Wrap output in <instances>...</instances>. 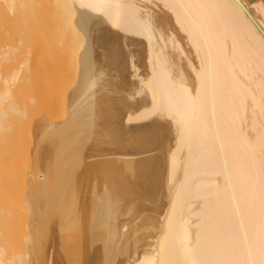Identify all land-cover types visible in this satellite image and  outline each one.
Wrapping results in <instances>:
<instances>
[{
  "label": "bare ground",
  "instance_id": "1",
  "mask_svg": "<svg viewBox=\"0 0 264 264\" xmlns=\"http://www.w3.org/2000/svg\"><path fill=\"white\" fill-rule=\"evenodd\" d=\"M2 1L14 18L37 4ZM41 2L44 114L23 177L39 202L30 242L14 258L0 245V264H264V0ZM2 74L0 110L11 98L21 120L30 107ZM69 204L90 216L89 255Z\"/></svg>",
  "mask_w": 264,
  "mask_h": 264
},
{
  "label": "rangeland",
  "instance_id": "2",
  "mask_svg": "<svg viewBox=\"0 0 264 264\" xmlns=\"http://www.w3.org/2000/svg\"><path fill=\"white\" fill-rule=\"evenodd\" d=\"M41 1H43V0H41ZM41 1L40 0H38V1L33 0L32 3H34V5H35V2H37V4H38V5L37 4L35 5V7H36L35 10L31 11L30 13L24 11L23 15H18L17 17L14 18L13 14L9 15L11 12H10V10L6 9L8 7L6 6L5 1L3 2L2 0H0V44H1L0 46H2L0 48V50L2 52V53L0 52L1 53L0 55L1 56L3 55L2 56L3 58L0 57V59H1L0 60V63H1L0 72L3 73L2 74L3 77L5 76L4 78L1 76V78H3V80L5 81V78L9 77L10 72L13 69H20L19 77H18V79L16 81L10 82V83H7L6 81L5 82L7 84H10V85L12 84V92L15 91L13 94H15V95L18 94V96L17 95L16 96L21 98V99L18 98L19 99L18 100V106H20V107L17 106L16 109L20 108L21 110H23L25 112L30 107L29 108L30 115L27 114V112H26L25 115L27 117L23 116L22 119H21L22 121H21V120H19L20 118H16L17 115L15 116L14 107L11 108V106H13L12 104H15L13 102L14 101L13 99H11V98L7 99L8 101L7 100L5 101L4 107L1 104V106H2V108H3L5 113L4 112L0 113V114H4V116L2 115L3 117L2 116L0 117L1 119H3L2 120V124H3L2 127H4L2 129L0 128V227H1L2 233H3L2 236L0 235V237H1L0 238V245L6 248V250H7L6 251V255L8 257L12 256L13 258H14V256H17L16 250H18V251L23 250V248H24L23 246H26V243L30 242L29 239H28L29 241L28 240L25 241V239L27 238V235L26 236H22L23 234H25L24 231H27L26 233H28V236L30 234L29 233L30 229L26 230V228H25V230H24V226L25 227L30 226L32 209L34 208L33 205L34 206L38 205V202H39L38 200L35 201L33 199V197H30L31 194L29 192V186H27V184H25V181H24L23 177L25 176L26 178H30L29 174L32 173L31 172L32 170H30V168L32 169V168L36 167L35 151L33 152V150H35L36 147L39 146L40 141H39V137H37V135L34 133L35 129L33 127H34V125H36V122L41 119L42 114H44V110L42 109L43 107H41L40 101H39V99H37L38 97H40L43 94V76H44V71H45V66L44 65L46 63L45 62V58H47L46 57V51L47 50L45 48L46 47L45 46V42H43V31H40V30H42V28H41V24L42 23L41 22L43 21V17L40 20L39 16H41V15H39V14H40L41 9H44L43 8L44 5L42 6V8L40 6L41 3H42ZM38 2H41V3L39 4ZM2 9H3V11H2ZM8 11L10 13H8ZM37 12H38V15H37ZM31 13H32V15H34V17L32 15H30ZM8 16H9V18H8ZM37 16L39 18H36ZM42 16H43V14H42ZM39 20L41 22H39ZM32 21H34V23ZM27 22H28V24H27ZM37 22H39L38 23L39 26H38ZM29 23H30V25H29ZM33 25H35V26H33ZM32 26L34 27L33 29H35V30L32 29ZM36 27H39V28L36 29ZM2 28L4 30H2ZM28 33H30V34H28ZM36 33H37V35H36ZM5 34H7V35L5 36ZM18 40H20L19 42H21V43H19ZM16 43H18V44H16ZM19 44H20V46H19ZM61 45L62 44H59L60 49L63 47V46L61 47ZM56 46H57V44H56ZM56 46H52L51 49L53 50L54 48H57ZM16 47H17V49H15ZM58 50L59 49H57L55 51H51V52H53V55H56V53H57L56 51H58ZM7 53H8V55H7ZM62 54L63 53L61 52L60 56ZM4 56H5V58H4ZM6 56H7L9 61L7 60ZM52 57L53 56H51L50 58H52ZM53 58H58V57L55 56ZM59 58L63 59L62 57H59ZM2 59H3V61H2ZM6 60L8 62H6ZM65 60H64V62H65ZM52 61L54 63L57 60L53 59ZM61 62H59V65L61 64ZM28 64H30V65H28ZM18 67H20V68H18ZM71 76H74V75L72 74ZM72 78L74 79V77H72ZM73 79L70 78V80H69L70 82H72L71 84H73ZM5 82H2V79H1V84L2 85H5L4 84ZM68 84H70V83H68ZM71 84L70 85H66V86L67 87L68 86H70V87L73 86ZM30 86L33 87V90L32 89L30 90ZM31 95L35 98V101L34 100L33 101L29 100V96H31ZM29 101H31L32 103L31 102L29 103ZM58 103L59 104H56L57 106L53 109V111L55 112L54 114L57 115V116L55 115L56 117L62 118L66 114V111H65L66 109H65V106H64L62 101L61 102L59 101ZM41 109L43 110V112H41L42 111ZM1 110H0V112H1ZM54 114H52L53 117H54ZM0 122H1V120H0ZM28 122H29V124H28ZM0 126H1V123H0ZM18 126H19V128H18ZM7 127H8V129H7ZM10 127H11V130H12V128H14V129L12 131H10L9 130ZM15 128H16V130H15ZM18 131H19V135H17ZM32 133H34V134H32ZM42 150H43V148H42ZM31 152H33L32 154H33L34 157L32 156ZM42 154H43V152H42ZM33 159H34V161H33ZM91 159H93V158H91ZM32 163H33V165H35L34 167L32 166ZM29 172H31V173H29ZM33 172L35 173L36 169H34ZM40 172L42 173L41 168L39 169L38 173H40ZM80 175H79L80 177L77 176L78 179L79 178L81 179V177L83 175H84L83 178L86 179L84 173L83 174L80 173ZM77 177H75V179ZM78 179H76L77 183H78ZM80 181H83V182L86 181L87 182L88 179L80 180ZM88 182H87V185L89 184ZM77 185H78L77 188H79L80 186H83V185H86V184L82 185V182H81V184H77ZM87 187H89V185ZM75 188H76V186H75ZM80 189H88V188H86V186H85L84 188L81 187ZM78 191H80V190H78ZM81 191L83 192L84 190H81ZM74 192H73V197L78 195V194H75L77 191L75 193ZM39 194L41 195L42 193L40 192ZM82 194H84V192L83 193H79V196H76V198L79 197L81 199L80 196H82ZM44 196H47V195L44 194ZM83 198H84V196H83ZM32 199H33L34 202H32ZM45 199H44V202L46 201ZM75 199H73V200H75ZM78 200L79 199L77 198L76 201H78ZM76 201H74V202H76ZM81 201H82V199L80 200V202ZM87 201L88 200H86V202ZM44 202H41V203H44ZM70 202H71V200H70ZM74 202H72V203L74 204ZM84 202L85 201L82 202L84 204V207H85L84 209L87 211L86 208H88V212H89L88 202H87V207L85 206L86 202L85 203ZM32 203H34V204L32 205ZM82 203H80L81 207L79 206V203H78V206L80 208H82V205H83ZM73 204H69L71 206L67 205L68 208H71ZM76 204H77V202H76ZM42 205L45 206V204H42ZM74 206L72 208H74ZM26 207H29V208H26ZM79 207L76 206L75 208L77 209ZM75 208L72 209L75 212L72 211L71 209H69V210L72 211L73 214L71 212H68V213H71L72 217H74L73 215H76L78 217L81 216L80 219L82 218V215H83L82 220L81 221L80 220L77 221L78 217L77 218H71V216H69V218H68L69 220L67 219V221L71 222L72 221L71 219H73V220L76 219V220L72 221L71 224L79 225L80 228L77 225L76 226L73 225L74 228L77 227L75 232L80 233V232H78L80 230L81 232L83 231V233L80 234L81 237L79 236V234L78 235L76 234V237L74 239L77 238V240L78 239L82 240V238H84L87 243H89V242L92 243V240H90L91 236L89 235V233H87V230H88V232H90L89 231V226H91L90 225L91 224V222H90L91 220H90V218L87 219L90 216H88V217L85 216L87 221L84 220V214L86 212L83 210L84 214H83V212H81L82 213V215H81L78 211H80V210L82 211L83 208L80 209V210L79 209L76 210ZM59 209H58V211H59ZM56 211L57 210H55V212L53 213L54 215L56 214ZM77 212H78V215H77ZM88 214H90V213H88ZM51 215H52V213H51ZM51 215H48V216L51 217ZM85 215H87V214H85ZM144 216H142V217H140V215L137 216L136 219L133 222L129 221L130 220L129 216H126L127 218H126L125 221H127V222H125V223L127 225L124 227V230L127 231L132 226L140 223ZM52 217H53V215H52ZM55 217H57V215ZM52 220H54V217H53ZM83 220H84V222H82ZM27 221H30V224L27 223ZM86 222L87 223L90 222V224L87 225ZM24 223H25V225H24ZM131 223H132V225H131ZM27 224H29V225H27ZM84 224L87 225L88 227L87 226L84 227L85 226ZM30 227H28V228H30ZM82 234H84V235H82ZM87 235H88V237H87ZM77 236H79V238ZM88 238H89V241H88ZM22 240H24V241H22ZM79 240L77 242H79V243H81L83 245V242H80ZM74 242H76V241H74ZM74 242H72L71 244H73ZM86 242H84V245L86 246L85 247L86 251H84V252H85V254L88 253V255H89V253L91 251H88V250H91L90 246L92 244L89 243L90 246H88V248H90V249H87V245L88 244ZM23 243H25V245ZM79 243L76 244V247H77V245ZM79 245H78L77 248H75V250L80 248L79 252L81 253L83 251V249H81V248H84L83 247L84 245L83 246H81V245L79 246ZM29 246L30 245H28L26 248L29 249ZM11 250L13 251V253H12ZM80 250H82V251H80ZM25 251H27V250H25ZM79 252L77 253V251H75L74 254H76V253L79 254ZM83 254L84 253L82 252V255ZM84 256L85 255H83V259H82L81 255H80V259L76 260L77 262L75 261L74 264H78V261H79V264L81 262L83 263V261H81V260H84L86 263L91 261V257H90L91 255H89V258L87 259L88 261L85 260L88 257L87 254H86L85 259H84ZM73 258H74V256H73ZM74 260H75V258H74ZM90 263L92 264V261Z\"/></svg>",
  "mask_w": 264,
  "mask_h": 264
}]
</instances>
